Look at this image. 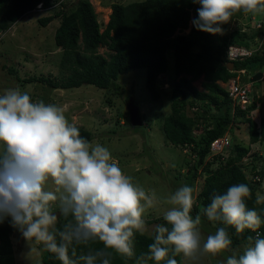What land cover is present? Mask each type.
<instances>
[{"label": "trees", "instance_id": "1", "mask_svg": "<svg viewBox=\"0 0 264 264\" xmlns=\"http://www.w3.org/2000/svg\"><path fill=\"white\" fill-rule=\"evenodd\" d=\"M248 1H113L109 21L102 29L91 0H78L70 9L63 8L66 0H0L2 32L28 13L39 10L41 4L50 9L59 4L62 7L39 20L47 26L55 18L60 19L55 41L63 51L60 65L67 71V77L31 76L22 82H41L53 89L86 84L110 88L121 74L145 68L146 88L158 99L165 84L160 76L167 75L170 93L165 94L172 111L169 114H163L162 109L152 111L160 118L166 143L192 156L185 159L189 170L183 174L186 198L180 208L132 224L128 217H112L107 223L84 221L77 212L64 207L54 220L42 255L43 264H185L184 248L179 244L184 224L208 234L215 231L220 248L233 261L238 255L236 250L244 246L249 255L253 250L264 252V199H260L259 193L264 167L256 162L244 163L253 154L252 145L229 141L222 151L212 150L215 140L228 138L237 115L243 118L241 122L249 124L251 144L264 142V116L259 127L252 117L247 118L262 97H255L243 109L240 104L234 106L228 88L220 83H227L238 75L237 70L248 65L249 70L264 68V37L258 38L262 27L252 33L242 27L227 29L232 20L242 16ZM188 28L190 31L186 32ZM230 46L254 51L243 59H235L234 71L226 65L230 62ZM101 47L107 49L106 54L99 51ZM170 51L175 59L172 68ZM10 69L13 71L9 67V72ZM201 77L204 90L194 85ZM116 89L122 91L121 86ZM93 138L90 130L77 124L59 127L58 167L78 173ZM35 168V157L25 144L8 140L0 156V195L4 201L14 202L15 212L11 214L0 206V255L12 253V234L25 217L24 201L17 198L9 177L35 189ZM197 180H203L198 192ZM195 195L199 205H190L188 202ZM41 199L35 195L40 211L37 220L48 218V211L56 206L52 204L45 209ZM153 223L156 227L151 234L142 229ZM256 232H260L258 236Z\"/></svg>", "mask_w": 264, "mask_h": 264}, {"label": "rangeland", "instance_id": "2", "mask_svg": "<svg viewBox=\"0 0 264 264\" xmlns=\"http://www.w3.org/2000/svg\"><path fill=\"white\" fill-rule=\"evenodd\" d=\"M77 1L66 0L63 8H73ZM113 1L129 3L139 0H91L102 29L109 21ZM246 5L242 16L232 20L227 29L242 27L252 33L262 27L258 38L264 37V8L262 11L256 0H249ZM61 8L59 4L52 9L41 7L30 12L3 32L0 38V156L8 140L19 141L34 155L36 165L35 189L9 177L8 182L14 185L17 198L24 201L26 219L12 237V253L0 255V264H43L42 255L55 219L45 217L37 221L36 214L40 211L35 203L36 193L57 202L48 215L65 207L77 212L80 219L94 223H107L112 217H128L132 224H138L140 220L174 212L186 198L183 174L188 172L189 165L185 159L192 156L185 154L180 147L166 143L160 118L152 111L162 109L163 114L172 111L165 94L170 93L167 83L160 88V98L155 99L146 88L145 68L121 74L110 88L86 84L70 89H53L41 82H22L31 76L67 77V71L60 65L63 51L55 41L60 19L55 18L47 26L39 20ZM249 17H252L251 21ZM99 51L107 53L105 47ZM173 61L174 54L170 51V68L175 65ZM9 67L13 71L10 69L9 72ZM249 68L250 65L237 70L241 82H252L251 72L257 69ZM256 72L263 73L262 78L252 82L262 102H257L247 118L252 117L259 127L264 116V68ZM160 77L167 81V75ZM203 82L201 77L194 81V85L204 90ZM221 85L230 89L227 83ZM118 86H121L120 93L116 89ZM131 98L143 113V125L131 123L127 112V100ZM240 105L244 109L247 103L241 102ZM242 120L237 115L227 139L231 143L252 145L253 154L246 157L244 163L256 162L264 167V142L251 144L249 124ZM68 124L82 126L94 137L78 173H69L58 167L57 133L59 127ZM217 165L216 162L214 166ZM200 181L203 182L199 180L195 184L198 190ZM259 188V193H262L260 199H264V181ZM0 206L11 214L15 212L14 204L2 200V195ZM30 224L47 228L38 241L28 240ZM155 227L154 223L145 224L142 229L151 234ZM211 232L208 234L206 230L184 224L179 244L184 248L185 264H212L213 261L217 264H264V252L253 250L249 255L247 246L236 250L238 255L233 261L225 249L220 248L215 231Z\"/></svg>", "mask_w": 264, "mask_h": 264}, {"label": "clouds", "instance_id": "3", "mask_svg": "<svg viewBox=\"0 0 264 264\" xmlns=\"http://www.w3.org/2000/svg\"><path fill=\"white\" fill-rule=\"evenodd\" d=\"M261 1V0H260ZM257 3V2H256ZM258 5H260V9L263 11V8L264 7H262L261 5L262 4H264V3H262V1L261 2H259V3H257ZM42 7V4L41 5H39L38 6V8L40 9ZM112 9V8H111ZM185 31H187V32H189L190 31V28H188V30H185ZM0 32L3 34V32L0 30ZM250 51H252V50H250ZM254 51H252V53H253ZM250 55H252V54H250ZM248 56V55H247ZM230 58V57H229ZM243 58H245V56L244 57H240L239 59H243ZM237 59V58H236ZM235 59H232L231 60V58H230V62H233ZM229 63V62H228ZM230 71H234V69L233 70H230ZM256 73H259V72H255V71H253V73L251 72V74H252V78H253V76H254V74H256ZM262 73V72H261ZM164 75V74H163ZM262 77H263V73H262ZM261 77V78H262ZM204 78V77H203ZM260 79V78H259ZM251 81L253 82V80L251 79ZM254 81H256V80H254ZM252 82H246V83H244V85H242V82H241V80H240V77L237 75L236 77H232V78H230L229 79V81L227 82V84H229V86H230V89L228 88V90H229V92H230V96H231V98L235 101V103H234V105H238V104H240L241 102H246L247 104H249V103H251V102H253L254 101V98L255 97H257V95H256V92L254 91V88H253V86H254V84L252 83ZM164 83H167L168 84V86L170 85L169 84V82H168V76H167V81H164ZM220 83H223L222 81H220ZM165 85V84H164ZM242 86V87H244V86H248L249 88H250V91L248 92V100L247 101H244L242 98H241V96L240 95H237V94H235V92L233 91L234 90V86ZM169 88V87H168ZM257 98H259V97H257ZM133 99V98H132ZM134 100V99H133ZM237 102V103H236ZM137 105V104H136ZM138 106V105H137ZM246 107H247V105H245ZM139 107V106H138ZM128 110V109H127ZM141 110V109H140ZM129 113V112H128ZM142 113V112H141ZM143 114V113H142ZM143 124H144V122H143ZM142 124V125H143ZM57 141H58V133H57ZM230 143H229V140L228 139H225V138H219V139H217V140H215L214 142H213V144H212V150H214V151H222L223 149H224V146L225 145H229ZM57 150H58V148H57ZM255 178L256 179H258L256 176H255ZM203 179V178H202ZM197 181H199V180H197ZM259 181V180H258ZM197 190V192H198V189H196ZM37 195H39V197H42V199H41V202H42V204H43V207L45 208V206H50V207H52V204H57V202L54 200V199H51V198H48V196H46L47 198H44L45 197V195H40V194H38V193H36ZM196 195L194 196V198L193 199H191L188 203L190 204V205H199L198 204V202H197V199H196ZM3 200V199H2ZM8 202H11V201H8ZM13 204H14V202H12ZM14 207H15V204H14ZM64 207H62V209H63ZM46 209V208H45ZM62 209L61 208H59L58 210H55V211H53V212H51L50 214H49V216H48V218H50V219H57V218H55V217H52L51 216V214L52 213H55V212H57V211H61V214H62ZM60 217V216H59ZM58 217V218H59ZM25 217H24V219H23V221H22V223H21V225L19 226V228L17 229V230H15L14 231V233L12 234V237H13V235L14 234H16V232L22 227V224H24L25 223ZM42 220V219H41ZM37 221H40V220H37ZM24 222V223H23ZM47 228H45L44 226H43V228H41V227H39L38 226V224H30L29 225V234H30V236H29V238H28V240L29 241H38V239H39V237H42V233L46 230ZM52 230V229H51ZM259 233L260 232H256V236H258L259 235ZM48 242V241H47ZM47 245V244H46Z\"/></svg>", "mask_w": 264, "mask_h": 264}, {"label": "water", "instance_id": "4", "mask_svg": "<svg viewBox=\"0 0 264 264\" xmlns=\"http://www.w3.org/2000/svg\"><path fill=\"white\" fill-rule=\"evenodd\" d=\"M226 65H227V68L229 70H233L234 69V63L233 62H229ZM252 73H253V71H252ZM261 77H262V73L259 72V73L254 74L252 80L254 81V80H257V79H259ZM127 109H128L129 115H130L131 123L134 126L142 125L144 121H143V118H142L141 110L135 104V102H134V100L132 98L127 100ZM60 215H61V211H57V212L51 214V216L55 217V218H58Z\"/></svg>", "mask_w": 264, "mask_h": 264}, {"label": "built area", "instance_id": "5", "mask_svg": "<svg viewBox=\"0 0 264 264\" xmlns=\"http://www.w3.org/2000/svg\"><path fill=\"white\" fill-rule=\"evenodd\" d=\"M2 33L0 32V38H1ZM252 54V51L244 48V47H239V46H230L229 48V57L231 59H236V58H240V57H244L247 55ZM235 94L240 95L241 98L244 101L248 100V92L250 91V88L248 86H234V90Z\"/></svg>", "mask_w": 264, "mask_h": 264}, {"label": "bare ground", "instance_id": "6", "mask_svg": "<svg viewBox=\"0 0 264 264\" xmlns=\"http://www.w3.org/2000/svg\"><path fill=\"white\" fill-rule=\"evenodd\" d=\"M37 8V7H36Z\"/></svg>", "mask_w": 264, "mask_h": 264}]
</instances>
